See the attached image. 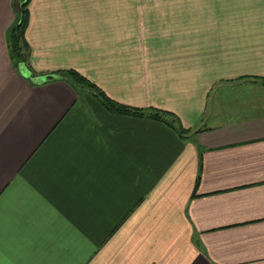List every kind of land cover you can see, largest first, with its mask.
I'll return each instance as SVG.
<instances>
[{"label": "crops", "instance_id": "1", "mask_svg": "<svg viewBox=\"0 0 264 264\" xmlns=\"http://www.w3.org/2000/svg\"><path fill=\"white\" fill-rule=\"evenodd\" d=\"M263 80L264 0H0V264H264Z\"/></svg>", "mask_w": 264, "mask_h": 264}, {"label": "trees", "instance_id": "2", "mask_svg": "<svg viewBox=\"0 0 264 264\" xmlns=\"http://www.w3.org/2000/svg\"><path fill=\"white\" fill-rule=\"evenodd\" d=\"M27 3L28 1H25L20 5L19 9L17 10V20L15 24H13L11 28H9L6 35L9 56L15 69H18L20 66L26 64L28 58V48L26 47V44L24 42ZM54 74L57 77L65 78L77 94H80V91H82V89L90 91L92 96L108 113L137 119L154 120L157 122H161L168 127H171L173 130L175 129L180 136H183V134H187L186 131H183L181 128L174 126L176 120L171 113L158 110H151L148 112L145 110L134 109L119 104L108 98L100 89H98L95 85L90 83L88 80H86L84 77L73 70H69L66 72L58 71ZM262 82L264 83V80ZM166 118H169L170 120H167ZM198 182L199 175H197L196 186Z\"/></svg>", "mask_w": 264, "mask_h": 264}, {"label": "rangeland", "instance_id": "3", "mask_svg": "<svg viewBox=\"0 0 264 264\" xmlns=\"http://www.w3.org/2000/svg\"><path fill=\"white\" fill-rule=\"evenodd\" d=\"M167 120H170L169 118H166Z\"/></svg>", "mask_w": 264, "mask_h": 264}]
</instances>
